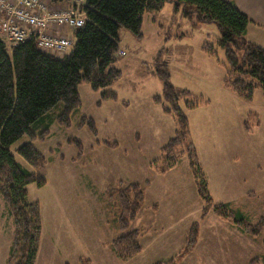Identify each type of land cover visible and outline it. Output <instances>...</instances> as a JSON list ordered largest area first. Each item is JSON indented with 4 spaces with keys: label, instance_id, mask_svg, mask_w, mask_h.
I'll use <instances>...</instances> for the list:
<instances>
[{
    "label": "rangeland",
    "instance_id": "1",
    "mask_svg": "<svg viewBox=\"0 0 264 264\" xmlns=\"http://www.w3.org/2000/svg\"><path fill=\"white\" fill-rule=\"evenodd\" d=\"M183 12L167 2L161 12L146 14L141 38L121 28L119 51L127 52L117 54L121 77L101 90L82 82L69 125L60 122L66 110L61 102L37 124L34 139L25 135L11 146L16 163L45 180L41 187L36 181L27 186V201L38 205L42 223L36 264H252L264 258V229L258 235L243 231L214 209L228 205L244 216L249 230L264 224V90L254 83L251 98L239 95L225 51L217 47L211 56L204 50L220 34L217 25ZM249 36L264 46L262 37ZM159 54L181 93L198 179L187 153L168 167L178 122L167 111L156 73ZM108 91L115 97L105 98ZM187 100L197 105L189 108ZM26 143L41 154L44 167L19 154ZM202 179L210 206L199 191ZM133 184L144 201L124 227L118 195H112ZM135 230L142 251L122 259L117 240ZM14 241V217L0 193V264H8Z\"/></svg>",
    "mask_w": 264,
    "mask_h": 264
},
{
    "label": "trees",
    "instance_id": "2",
    "mask_svg": "<svg viewBox=\"0 0 264 264\" xmlns=\"http://www.w3.org/2000/svg\"><path fill=\"white\" fill-rule=\"evenodd\" d=\"M167 2L174 3L175 11L182 6L184 16L190 20L217 25L220 34L214 44L207 42L204 50L211 56L217 54V47L225 51L232 86L239 95L251 98L254 83L264 90V47L247 40L251 20L231 0H86L81 10L86 13L87 21L73 32L75 45L64 56L42 51L34 38L11 51L0 39V193L15 221V241L8 264H36L42 223L38 205L27 201V186L34 181L40 187L45 184L43 177L31 175L16 163L11 146L25 135L34 139L37 124L44 122L45 116L61 102L66 110L61 113L60 122L69 125L71 112L80 106L78 87L82 82L89 83L94 90L110 88L122 75L115 66L120 29L127 28L141 38L146 14L161 12ZM160 58L161 54L156 59V73L163 83L164 99L170 104L167 111L173 112L178 122L177 137L169 146L168 167H173L177 157L187 153L198 179L201 172L189 138L188 119L179 106L181 93L173 86L167 64ZM182 94L189 96L186 92ZM104 97L115 95L108 91ZM186 103L189 108L197 105L189 100ZM19 154L31 165L44 167L43 157L31 143L24 144ZM199 191L210 206L212 199L204 179ZM117 195L121 221L127 227L137 216L144 193L139 185L133 184L117 190L113 199ZM214 209L243 231L258 235L264 229L260 223L249 230L251 226L244 216L234 213L228 205H217ZM192 237L195 239L196 231ZM137 238L135 230L117 240L116 252L120 258L126 260L142 251ZM252 264H264V258L255 259Z\"/></svg>",
    "mask_w": 264,
    "mask_h": 264
},
{
    "label": "built area",
    "instance_id": "3",
    "mask_svg": "<svg viewBox=\"0 0 264 264\" xmlns=\"http://www.w3.org/2000/svg\"><path fill=\"white\" fill-rule=\"evenodd\" d=\"M85 1L68 0L66 9L51 10L49 5L56 3L53 0H0V39L9 51L34 38L42 51L65 55L73 49L75 38L63 35L62 29L74 31L85 25L87 15L81 10Z\"/></svg>",
    "mask_w": 264,
    "mask_h": 264
},
{
    "label": "crops",
    "instance_id": "4",
    "mask_svg": "<svg viewBox=\"0 0 264 264\" xmlns=\"http://www.w3.org/2000/svg\"><path fill=\"white\" fill-rule=\"evenodd\" d=\"M234 1L238 8L246 14L251 23L247 30L246 38L247 40L256 43L262 47H264L260 42L256 39L250 38V33L254 37L263 38L264 41V0H231Z\"/></svg>",
    "mask_w": 264,
    "mask_h": 264
}]
</instances>
